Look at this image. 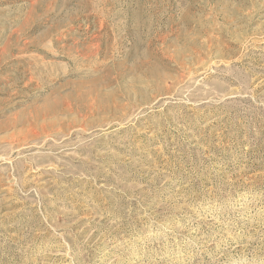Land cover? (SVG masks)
I'll return each instance as SVG.
<instances>
[{
	"label": "rangeland",
	"instance_id": "rangeland-1",
	"mask_svg": "<svg viewBox=\"0 0 264 264\" xmlns=\"http://www.w3.org/2000/svg\"><path fill=\"white\" fill-rule=\"evenodd\" d=\"M0 264H264V0H0Z\"/></svg>",
	"mask_w": 264,
	"mask_h": 264
}]
</instances>
